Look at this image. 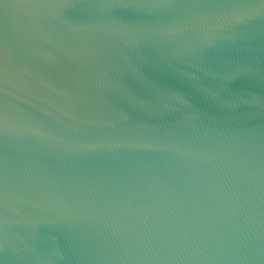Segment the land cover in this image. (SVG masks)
Masks as SVG:
<instances>
[{"label": "water", "instance_id": "1", "mask_svg": "<svg viewBox=\"0 0 264 264\" xmlns=\"http://www.w3.org/2000/svg\"><path fill=\"white\" fill-rule=\"evenodd\" d=\"M0 264H264V0H0Z\"/></svg>", "mask_w": 264, "mask_h": 264}]
</instances>
